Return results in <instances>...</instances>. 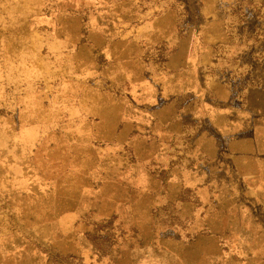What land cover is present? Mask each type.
<instances>
[{
  "label": "crops",
  "instance_id": "crops-1",
  "mask_svg": "<svg viewBox=\"0 0 264 264\" xmlns=\"http://www.w3.org/2000/svg\"><path fill=\"white\" fill-rule=\"evenodd\" d=\"M0 24L41 43L36 90L0 80V264L93 255L88 217L116 264H264V0H0Z\"/></svg>",
  "mask_w": 264,
  "mask_h": 264
},
{
  "label": "rangeland",
  "instance_id": "rangeland-1",
  "mask_svg": "<svg viewBox=\"0 0 264 264\" xmlns=\"http://www.w3.org/2000/svg\"><path fill=\"white\" fill-rule=\"evenodd\" d=\"M13 20H20V19H13ZM22 25L21 24H0V34L1 35H11L14 36L12 41H0V67L3 68V71H5L6 68L10 70L9 67L15 68L13 72L8 73V78H0V80L6 81L9 80L11 82H21L22 80L31 82V88L37 87V66H38V56L39 54V45L41 44L36 38L31 39L30 43V49H29V56L28 53L21 55L24 47H22V41L20 40V36L22 33ZM51 32H47L48 35ZM19 36V37H18ZM49 42H47L46 45H48ZM24 45H26L25 42H23ZM49 46V45H48ZM9 50V54L7 56V50ZM27 48V47H26ZM45 47H43V50L41 51L42 54L45 53ZM29 66L30 71L28 73L22 72L23 68H27ZM5 74L0 73V77ZM33 90H36L33 88ZM32 109H36L35 105H30ZM1 109V108H0ZM36 116V115H35ZM3 123L0 121V124ZM58 123L61 124V127L67 128L68 121H61V122H50L51 127L57 126ZM22 124V121L20 122H14V129L15 132H20V125ZM49 126V124H48ZM1 127V125H0ZM30 130H33L35 133L36 130H38V122L36 120H28V125L26 126ZM50 127V126H49ZM24 128V127H23ZM36 139V138H34ZM80 139V138H79ZM22 137H16L13 138V145H14V151H13V159L14 163H18L19 167L22 166L23 163V157L22 153L19 149L21 145ZM80 143V142H79ZM78 143V144H79ZM80 146V145H79ZM0 156L2 157V154L0 153ZM85 153L84 152H78V181H79V200H81V193L85 190V182H86V163L84 161ZM101 155L99 154V160ZM97 172H99L97 169H94V178L97 180L99 178V175H96ZM97 182V181H95ZM83 198V197H82ZM81 203V201H79ZM83 205V208L85 209L84 201L81 203ZM89 219V217H88ZM85 218H81L79 220V223L81 221L82 226L79 225V232H78V250L79 251H85L82 249H85L86 241L90 242L92 246L94 247L93 255H84V253H79L78 256L75 258L72 257L71 263L69 257H62L61 261H63L66 264H116L117 261V254H118V243H120V237L115 232L114 227L116 221L114 218L107 219L104 222H95L93 224L92 230L89 229L88 224L89 220ZM87 226V228L85 227ZM91 228V227H90ZM84 245V246H83Z\"/></svg>",
  "mask_w": 264,
  "mask_h": 264
}]
</instances>
